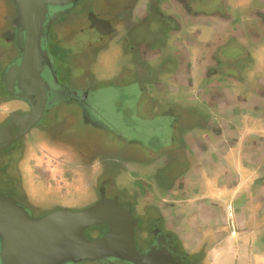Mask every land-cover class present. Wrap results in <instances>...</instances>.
<instances>
[{
    "label": "flooded vegetation",
    "instance_id": "flooded-vegetation-1",
    "mask_svg": "<svg viewBox=\"0 0 264 264\" xmlns=\"http://www.w3.org/2000/svg\"><path fill=\"white\" fill-rule=\"evenodd\" d=\"M60 11L52 8L50 14ZM15 15L12 1L0 0V41L8 45H0V92L5 91L0 94V125L10 113L29 110L18 89L10 92L5 84L7 68L20 59L23 33ZM46 48L52 60L43 74L48 109L27 136L0 155L12 146L21 154L34 148L35 163L24 160L21 166L27 163L40 183L64 196L89 191L94 197L86 207L102 194L115 198L137 220V246L146 250L169 237L180 264H205L210 240L216 237L264 229V192L254 201L257 208L247 212H237L230 203L223 212L211 205L199 207L195 218L213 222L215 228L199 232L194 246L183 243L182 230L167 215L168 197L183 174L236 123L227 114L240 108L259 111L264 125V0H79L51 21ZM8 49L14 54L4 62ZM99 81L103 98H111L110 109L93 103ZM17 103L21 109L11 106ZM103 133L124 144L138 143L149 155L121 149L122 143L90 145ZM244 147L264 165L263 139ZM90 153L103 160L89 163L87 171L81 160ZM0 192L33 217L70 209L58 205L36 212L37 200L29 198L34 194L21 186L0 184ZM106 231L100 225L84 234L95 238ZM88 262L127 264L115 259L69 264Z\"/></svg>",
    "mask_w": 264,
    "mask_h": 264
},
{
    "label": "water",
    "instance_id": "water-1",
    "mask_svg": "<svg viewBox=\"0 0 264 264\" xmlns=\"http://www.w3.org/2000/svg\"><path fill=\"white\" fill-rule=\"evenodd\" d=\"M16 8L14 23L20 28V59L7 68L5 84L29 105L27 112H12L0 125V152L27 136L44 118L49 106L43 77L51 68L46 48L49 24L70 11L79 0H11ZM52 8L61 10L51 15ZM56 81L55 76L53 77ZM106 225L102 235L89 238L90 227ZM137 220L128 207L103 194L92 206L79 210L59 208L33 217L13 198L0 195L1 264H69L119 260L127 264H180L172 240L160 238L146 250L137 246Z\"/></svg>",
    "mask_w": 264,
    "mask_h": 264
},
{
    "label": "crops",
    "instance_id": "crops-1",
    "mask_svg": "<svg viewBox=\"0 0 264 264\" xmlns=\"http://www.w3.org/2000/svg\"><path fill=\"white\" fill-rule=\"evenodd\" d=\"M226 117L236 123L223 130L222 140L213 151L183 174L168 197L167 215L182 230L187 246L199 242V232L209 233L215 228L213 222L204 224L195 218L199 207L211 205L223 212L230 203L237 212H247L257 208L254 201L264 192V165L244 147L254 139L264 140L262 115L240 108ZM206 258L205 264H264V229L216 237L210 240Z\"/></svg>",
    "mask_w": 264,
    "mask_h": 264
},
{
    "label": "rangeland",
    "instance_id": "rangeland-1",
    "mask_svg": "<svg viewBox=\"0 0 264 264\" xmlns=\"http://www.w3.org/2000/svg\"><path fill=\"white\" fill-rule=\"evenodd\" d=\"M0 45L7 47V44L2 43V41H0ZM14 54V51H10L9 49L7 50V54H6V58L5 61H8L9 58H11ZM1 66V65H0ZM101 73H105L107 69H104V66L99 68ZM93 74L94 70H90ZM60 76V75H59ZM95 75H93L94 77ZM99 76V75H98ZM101 85L102 87V83H98V89L99 91L97 98L94 100V104L96 105V107H102L105 106L106 108H109L110 104L112 102H109V99L105 100V98H103L102 96V89L101 87H99ZM1 89V86H0ZM2 90V89H1ZM0 94H5V91H1ZM104 95V94H103ZM109 103H108V102ZM14 108H19L21 109V104L17 103L14 105H11ZM97 107V108H98ZM110 109V108H109ZM46 117H50V113L47 115ZM116 125V124H115ZM122 128H119V131L121 132ZM129 135V132H127ZM100 135V136H99ZM97 137L93 138L91 144H100L102 147H109L107 143H112V144H120L122 143V147L121 149H128V151H132V153H136V152H142L147 154V150L142 148L141 146L138 145V143L136 144L135 142H128L125 143L122 141L120 142V140L110 134V133H103V134H99ZM130 138H133L132 136H129ZM130 138L128 140H130ZM120 146V145H119ZM12 150H10L7 153L1 154L0 155V184H5L8 183L10 185H12L15 188H19L21 186L22 190L27 191L29 194L30 192L34 194V197H30L29 198L32 200H37L38 204V209H34L36 212L37 211H44V210H48L49 211L56 207V206H62V207H68L70 209H80L81 207L84 208L88 205H90V203L92 202V199L94 197V195L90 196L89 195V191H83V192H78V191H74V192H70L69 195H62L61 191L56 190L54 187H46L44 186L42 183L39 182V180L36 179V177L34 176V174L32 173L31 169L29 168V170L26 168L27 167V163H35L34 160H36L34 158L35 155V149L31 148L28 153L26 154H21V152L16 149L17 146H12ZM142 153H140V156L142 155ZM149 155V154H147ZM26 160L27 163L24 164V169L21 166V163ZM98 160H103V158L99 155H92L91 153L89 154V157L87 159H83L81 160V165L87 170L89 171L88 166L90 165L89 163L91 162H98ZM74 162V161H73ZM101 162V161H99ZM134 162L129 161V164H133ZM135 164V163H134ZM20 166V167H19ZM134 167V165H133ZM132 167V168H133ZM131 168V169H132ZM20 170H21V178H20ZM20 180V182L18 183V181ZM88 184V183H87ZM20 185V186H19ZM9 189V188H8ZM10 190L12 191L13 188H10ZM9 191V190H8ZM6 191V192H8ZM10 192V191H9ZM1 194V192H0ZM3 194V193H2ZM67 194V193H66ZM15 197V194H13ZM139 244V243H138ZM85 264V263H84ZM86 264H98V263H92V262H88ZM114 264H122L119 262H116Z\"/></svg>",
    "mask_w": 264,
    "mask_h": 264
}]
</instances>
